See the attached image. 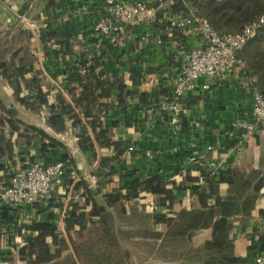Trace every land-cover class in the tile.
Segmentation results:
<instances>
[{
  "label": "crops",
  "instance_id": "crops-1",
  "mask_svg": "<svg viewBox=\"0 0 264 264\" xmlns=\"http://www.w3.org/2000/svg\"><path fill=\"white\" fill-rule=\"evenodd\" d=\"M27 1L29 0H0V41L4 34L12 35V28L21 23L23 18L34 23L37 31L64 32L77 36L81 42L88 41L91 39L92 26L102 16L103 0H56V5L48 10H45L44 3L32 0L26 14L19 16L18 10ZM178 32L184 36L182 46L176 41H170V36L162 28L148 27L142 19L132 22L123 26L119 45V49L127 51V57H123L121 63L114 56L103 61V70L116 73L127 88L135 92L126 99L124 110L117 107L118 91L115 88L107 97L100 95L102 88L96 92L99 101L92 110L105 109L103 107L107 106L106 115L102 118L103 124L111 130L113 140L124 144L121 146L124 149L123 155L112 161L121 176H113L111 182L97 178L95 172L100 158L113 156L112 149H100L87 125L77 129L65 120L61 127L63 132L56 133L47 125L43 111H31L22 107L0 75L2 103L13 107L19 120L44 131L62 144V148L48 152L51 161H61V157L65 155L71 160L68 165L70 174L66 173L63 186L50 202L19 210H7V219L10 221L5 224L0 235V264H63L68 258L75 264H121L120 253L117 256L114 253L113 263H107L103 251L88 256L74 252L73 248L77 243L95 242V237L88 233L101 226L100 215L91 214L92 202L85 203L84 189L76 184L83 180L89 190L98 193L94 198L96 204L105 206L101 196L123 187L126 180L124 174L132 172L140 177L159 176L165 181V198L170 209L162 212L171 222L167 224L162 219L159 223H154L153 213L157 209L154 196L149 193H141L132 202L106 205L112 217L114 244L128 253V264H203L207 255L215 259L235 257L239 264H255V258L263 246L259 234L264 231V126L258 128L241 155H230L229 151L236 145L238 138V132L233 130L231 124L245 118L252 108L250 84L247 78L240 75L241 67L236 66L222 81L201 79L199 84L209 83L210 90L186 96L181 102L182 131L176 136L168 132L167 118L158 112L156 103L152 101L153 94L160 90L161 100L170 91V70L185 62L186 48L200 45L196 34ZM23 42L27 51L36 57L32 65L41 72L43 92L51 104L55 101L57 90L61 91L66 84L63 73L73 67L74 58L65 56V62L69 61L68 67L60 56V59H43L37 37L33 36L30 45L25 40ZM53 48L55 52L58 50V47ZM87 48L88 50L75 46L74 50L76 53L85 52V59H89L90 53L87 52L90 48ZM168 57L172 58L170 66L162 67ZM136 61L150 68L161 67V72L145 75L137 84V79L130 76L129 72ZM31 76L27 75V78ZM140 94L149 96L150 104L139 103ZM1 130L5 138L12 142V146L9 150L3 147L4 143L0 144V189L9 183L15 171L32 164L28 160L30 157L37 159L39 154H46V150H41L36 145L26 148L16 143L17 135L8 133L7 125ZM77 135L89 136L91 141L79 144ZM209 145L216 152L207 153L205 148ZM228 153L230 169L246 182L244 191L238 194L234 193L233 185L226 181L216 186L205 177V162L213 158L222 159ZM191 156L196 158L194 162L189 161ZM21 158L25 161L22 162ZM226 177L229 178V175ZM201 190L207 198L205 202H201L199 198ZM237 195L241 197L237 198ZM229 198H236L238 204L234 206L230 216L224 218L217 205L226 203ZM245 200L250 204L242 212ZM210 204L215 205L211 220L190 221L192 213L206 211L204 206ZM72 206H76L84 218L81 227L74 225L67 229V211ZM122 208L126 212L125 216L130 217L129 233L122 223ZM2 212L0 206V215ZM142 214L145 215V222L135 223L137 215ZM221 220L224 226L222 229H225L227 222L231 223L228 235L231 247L216 252L219 247L214 243L215 226ZM31 222L44 224L45 230L25 232L23 225ZM17 228H21L20 231ZM142 232L145 237L141 235ZM156 234L159 235L158 239ZM97 241L103 242L100 237ZM140 243H145L146 246L139 253ZM24 246L27 249L21 258L18 250Z\"/></svg>",
  "mask_w": 264,
  "mask_h": 264
},
{
  "label": "trees",
  "instance_id": "trees-1",
  "mask_svg": "<svg viewBox=\"0 0 264 264\" xmlns=\"http://www.w3.org/2000/svg\"><path fill=\"white\" fill-rule=\"evenodd\" d=\"M31 1L32 0L27 1L23 8L18 10L17 14L19 16L23 17L26 14ZM38 1L44 3L45 10L56 5V0ZM163 2L165 4L164 11L168 15L187 14L189 9L195 10V13L199 17L205 19L218 35L237 34L240 33L246 25L257 22L258 26L255 35L236 52L235 57L240 63V75L248 79H255V87L259 93L264 95V20L260 21V19L264 17V0H163ZM157 5L158 4L155 3L152 7L156 8ZM12 29L13 34H4L0 41V75L4 83L11 88L13 97L19 100L22 107L26 110L43 111L47 125L56 133L63 132L61 127L65 120L69 121L73 128L77 129L87 125L92 133L94 141L100 149L105 148L113 150L112 157L104 156L100 158L95 176L97 178H104L107 182H111L113 176H121L119 170L112 165V161L123 155L124 149L121 146L124 144L123 142L113 140L111 130L103 124L102 118L106 115L107 106L103 107L105 109H96L95 111H93L92 108L99 101L96 92L101 88L102 93L100 95L105 97H107L109 92L114 88L118 91L117 107H119V109L121 108V110L125 109L126 99L134 95L135 92H131L116 73L107 69L103 70L102 68L103 61L109 56H114L117 62L121 63L120 60L123 57H127V51L119 49L118 46L110 45L108 42L97 45L94 38L88 41L82 40L81 42L77 36L64 32L47 33L45 30L37 31L38 46L41 47L43 59L52 57L59 58L60 56L62 62L68 64V67H70L69 61L65 62V56L69 55L70 58H74L73 67L63 73L66 84L61 91L57 90L55 101L50 104L46 97V93L43 92V81L40 78L41 72L35 70L32 65L36 57L27 51V46L23 45L24 40L27 45H30L31 39H33L32 32L27 28H23L21 23L17 24ZM178 31L181 30L174 31L171 34L170 41H176V43L182 46L184 43V36ZM75 46L86 48V50H88L87 47H89L90 51L87 52L90 53L89 59H85V52L76 53L74 50ZM53 47H58V50L55 52V48ZM95 48L97 49L96 52ZM188 50L189 48L185 49V51ZM171 61L172 58L168 57L167 62H165L162 67L170 66ZM160 69L161 67H146L139 61H136V64L129 69V72L131 73L130 76H133L134 79L136 78V83L139 84L144 79L145 75L161 72ZM27 75L32 76L31 78H27ZM159 96H161V91L157 90L153 94L152 100L156 105L159 103ZM148 97L149 96L146 94L138 95L139 103L150 104ZM5 125H7L8 133H16V143L18 142L26 148L36 145L40 147L41 150H46V154H39L37 159L30 157L28 159L30 163L35 161H41L43 164L56 162L51 161L48 152L56 148H62V144L47 135L44 131L19 120L17 118V111L13 107L5 106L0 100V144L4 143L3 147L10 150L12 142L5 138L1 130ZM77 137L79 144L91 141L90 137L86 135H77ZM21 161L24 162L25 160L21 158ZM61 161L65 165V173H67V175L70 174L68 165L71 164V160L65 155L61 157ZM225 175H229V178ZM124 177L126 180L123 187L114 189L101 196L105 206H98L96 204L94 198L98 193H93L89 190L88 185L83 180L77 182L76 186L84 189L85 203H89V201L92 202L91 214L100 215L101 226L98 230L95 229L88 233L89 236L92 235L95 237V242L75 244L73 249L76 254L88 256L94 254V252L103 251L105 252V261L107 263H113V254L115 253L117 256V254L120 253L121 264H128V253L125 250H121L118 244H114L113 235L111 233L113 228L112 217L111 214L108 213L106 207L135 201L141 193H149L154 196V205L157 209V211L153 213L154 223H159L164 219L167 224H170L171 219H167L162 212L163 210L170 209V205L165 198V181L159 176L140 177L136 175V172L125 173ZM205 177L216 186L218 183L226 181L230 185H233L235 194L243 192L245 189L246 182H243L242 178L235 171L230 169L229 162L221 175L212 177L209 172L206 171ZM240 197L241 195H237V198ZM199 198L201 202L206 201L207 198L203 190L199 192ZM245 203H243L241 207L242 212H245L248 208V204H250L246 200ZM237 204L236 198H229L226 203L222 202L218 204L217 207L220 209L221 217L225 218L230 216L229 214L233 212L234 206ZM204 207H206V211L194 212L192 213L193 215L189 216L191 222H196L201 219L206 221L211 220L214 215L215 209L213 208L215 205L210 204ZM7 210L8 208L1 207V211L3 212L0 215V235L2 234V229L5 227V224H8L10 221V219H7ZM77 210L76 206H72L71 210L69 212L67 211L68 217L66 220L69 222L67 229L73 228L74 225L81 227V221L84 215ZM121 214L123 215L122 223L126 226L125 229L128 230L127 233H129L128 227H130L131 223L130 217L125 216L126 212L124 208H122ZM136 218L135 223H143L146 219L144 214L140 216L137 215ZM262 220L264 222V217H262ZM2 222L4 223L3 225L1 224ZM222 227L224 226L221 220L220 223H217L215 226L214 243L219 247L216 252L231 247V243L228 240L231 223L227 222L225 229H222ZM17 229L20 231L21 228ZM22 229L25 232L44 231L45 225L31 222L30 224H24ZM141 235L145 237L144 232H142ZM98 237H100L103 242L97 241ZM158 237L159 235L156 234L157 239ZM259 240L263 243L262 250H260L261 253L264 251V231L259 234ZM26 249L27 246H24L18 250L19 257L22 258L25 255ZM34 252L35 250L33 249V255ZM209 256L210 255H207V258L203 260V264H239V260L235 257L215 259ZM63 264L75 263L68 258Z\"/></svg>",
  "mask_w": 264,
  "mask_h": 264
},
{
  "label": "built area",
  "instance_id": "built-area-1",
  "mask_svg": "<svg viewBox=\"0 0 264 264\" xmlns=\"http://www.w3.org/2000/svg\"><path fill=\"white\" fill-rule=\"evenodd\" d=\"M155 3L158 4L156 8L152 7ZM164 6L163 0H103L102 16L92 26L91 38L95 39L97 45L108 42L119 47L123 26L141 19L146 26L162 28L169 36L177 30L196 34L200 45L185 51V62L170 70L171 89L156 105L158 112L167 118L168 132L176 136L182 131V100L195 92L210 90L209 83L199 84L201 79L222 81L239 66L236 52L255 35L258 23L246 25L237 34L218 35L195 10L189 9L187 14L168 15ZM262 20L264 17L260 19ZM21 23L37 37L34 23L24 18ZM247 80L250 84L252 108L245 118L231 124L233 130L238 132L236 145L229 151L230 155L235 156L242 154L258 128L264 126V95L255 87V79ZM205 149L207 153L216 152L212 145ZM229 153L222 159L213 158L205 162L210 176L221 175ZM195 159L191 156L189 161L194 162ZM65 175L62 161L50 164L35 161L27 168L15 171L9 184L0 189V206L19 210L48 203L63 186ZM255 264H264V251L255 258Z\"/></svg>",
  "mask_w": 264,
  "mask_h": 264
},
{
  "label": "rangeland",
  "instance_id": "rangeland-1",
  "mask_svg": "<svg viewBox=\"0 0 264 264\" xmlns=\"http://www.w3.org/2000/svg\"><path fill=\"white\" fill-rule=\"evenodd\" d=\"M27 19H29V17H27ZM30 20V19H29ZM32 20V19H31ZM21 25H23L22 23H21ZM23 28H25L24 27V25H23ZM26 29V28H25ZM142 42H145V41H142ZM25 44V42H23V45ZM8 107H11V106H8ZM138 250H139V253L140 252H143L144 250H145V244L143 243V244H139L138 245Z\"/></svg>",
  "mask_w": 264,
  "mask_h": 264
}]
</instances>
